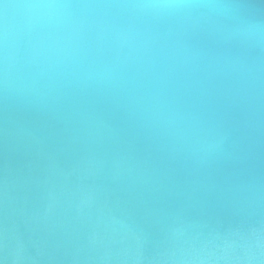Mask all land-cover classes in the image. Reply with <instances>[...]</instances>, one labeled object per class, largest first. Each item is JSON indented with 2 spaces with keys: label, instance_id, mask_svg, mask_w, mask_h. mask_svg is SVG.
I'll use <instances>...</instances> for the list:
<instances>
[{
  "label": "clouds",
  "instance_id": "9594fccd",
  "mask_svg": "<svg viewBox=\"0 0 264 264\" xmlns=\"http://www.w3.org/2000/svg\"><path fill=\"white\" fill-rule=\"evenodd\" d=\"M0 106L78 157L101 264H264V0H0Z\"/></svg>",
  "mask_w": 264,
  "mask_h": 264
},
{
  "label": "water",
  "instance_id": "95a60500",
  "mask_svg": "<svg viewBox=\"0 0 264 264\" xmlns=\"http://www.w3.org/2000/svg\"><path fill=\"white\" fill-rule=\"evenodd\" d=\"M77 159L50 123L14 120L0 106V264H101L68 208L69 194L81 183ZM95 180L103 183V174ZM106 264L121 262L114 257Z\"/></svg>",
  "mask_w": 264,
  "mask_h": 264
}]
</instances>
